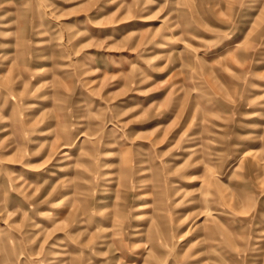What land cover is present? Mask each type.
Segmentation results:
<instances>
[{
	"label": "rangeland",
	"instance_id": "374dc122",
	"mask_svg": "<svg viewBox=\"0 0 264 264\" xmlns=\"http://www.w3.org/2000/svg\"><path fill=\"white\" fill-rule=\"evenodd\" d=\"M0 264H264V0H0Z\"/></svg>",
	"mask_w": 264,
	"mask_h": 264
},
{
	"label": "bare ground",
	"instance_id": "6f19581e",
	"mask_svg": "<svg viewBox=\"0 0 264 264\" xmlns=\"http://www.w3.org/2000/svg\"><path fill=\"white\" fill-rule=\"evenodd\" d=\"M1 202V201H0Z\"/></svg>",
	"mask_w": 264,
	"mask_h": 264
}]
</instances>
